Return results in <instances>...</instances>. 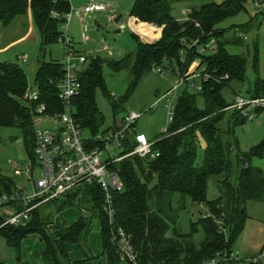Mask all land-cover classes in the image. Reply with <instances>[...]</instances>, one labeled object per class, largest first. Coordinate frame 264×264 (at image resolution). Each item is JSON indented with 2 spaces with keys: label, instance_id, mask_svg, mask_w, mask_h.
<instances>
[{
  "label": "trees",
  "instance_id": "obj_1",
  "mask_svg": "<svg viewBox=\"0 0 264 264\" xmlns=\"http://www.w3.org/2000/svg\"><path fill=\"white\" fill-rule=\"evenodd\" d=\"M245 2H205L189 8L185 19H178L172 14V0H134L130 14L163 26L161 36L153 41H143L133 32L137 41L134 50L110 60L88 55L85 66L78 70L80 91L73 100L74 116L83 128V140L89 149L102 146L99 136L119 128L117 119L112 126L104 127L106 117L97 103L98 88L108 98L115 118H121L127 111L122 116L119 114L126 99L148 73L157 71L161 65L176 63L177 77L182 76L181 84H186L177 100H173L174 116L167 131L153 138V150L157 154L140 156L133 153L110 164L124 184L121 189L111 188L112 218L104 208L105 192L101 184L97 181L85 183V196L93 200L100 211L106 264H129L120 258L118 244L113 240L118 227L126 231L141 264H192L217 253L230 254L245 226L246 202L251 198L264 199V169L251 162L253 156H264V138L248 151L240 148L235 126L248 118L238 111L225 109L232 99H227L223 93L231 82L247 79L248 56L228 49L227 41L221 38L225 29L218 24L246 9ZM71 6V0H0V22L8 24L18 16H31L40 31L42 49L45 50L48 44L64 43V23ZM135 28L148 38L159 34L155 25L145 22L135 23ZM213 37L215 41L207 45ZM242 37L240 35L235 40L242 42ZM201 45H206V49L201 50ZM253 60L256 77L249 94L244 95H264V77L258 72L256 45ZM105 64L115 71H129V84L122 96H116L108 88ZM191 68L196 69L198 75L189 77ZM63 76V61L39 60L35 84L40 91L39 101L46 103L51 115L64 109L58 93V83ZM29 83L27 72L20 63L0 58V126L20 127L24 137L29 139L31 159L36 161L33 113L29 102L24 99ZM190 85L199 87L203 106L197 102L198 93L189 90ZM228 111L232 118L229 127L224 128ZM261 111L264 110L258 109L256 115ZM136 133L134 128L126 131L125 151L134 147ZM200 139L206 143L202 163L197 162ZM211 175L219 176L217 187L220 192L209 199L207 191ZM17 188L20 187L14 178L0 168V195ZM176 194L206 203L209 208L207 214L192 222L191 232L178 227V215L173 206ZM76 197L77 192H70L64 197L52 198L34 207L26 224L2 226L1 238L15 248L16 254L14 259H3L0 264H33L21 256L22 240L33 232L43 237L46 243L43 254L49 264H80L81 261H71L67 242L86 237L89 226L84 218L70 224L59 238L49 230L55 214L74 205ZM199 228H202L203 236L197 241L194 234ZM238 263V260L229 259L220 264ZM246 264H264V260H247Z\"/></svg>",
  "mask_w": 264,
  "mask_h": 264
},
{
  "label": "rangeland",
  "instance_id": "obj_2",
  "mask_svg": "<svg viewBox=\"0 0 264 264\" xmlns=\"http://www.w3.org/2000/svg\"><path fill=\"white\" fill-rule=\"evenodd\" d=\"M209 1L221 2L223 0H172V14L178 19H185L189 11L188 8L198 7ZM126 2L127 0H125L123 4ZM245 4L246 9L234 16L222 20L218 24L219 27L225 29V33L221 38L227 41L228 49L233 53H244L248 56V77L245 81L235 80L230 83V86L224 88L223 93L227 99H230L232 96L233 91L231 88L243 94H249L253 85V80L256 77L253 66L255 52L254 44L256 43H258L256 46H258L260 56L258 72L260 76L264 77V37L262 36V29H260L262 19L260 15L258 18L254 17L256 10L255 0H246ZM113 8L114 4L112 6V9ZM107 13L108 12H96L90 15V17H86L85 20H81L76 14L72 16L69 22V28L71 32H74L75 44L78 50L74 46L73 39L71 45H73L78 53L87 54V57L88 55L91 57L99 55L104 60H110L112 58H121L127 54V52L136 48L137 42L136 38L133 36V29L131 26L127 25L126 28L117 31L120 26L108 20ZM127 16L128 15L124 13L123 19L125 22H127ZM251 21V27L249 28V23ZM159 27H161L160 35L153 38L149 37L147 41L156 40L161 36L163 26ZM237 28L245 33H251L250 39H245L243 36L242 42L236 41L235 39L240 36ZM83 32L88 36L87 41L82 40ZM136 34L142 40L146 38L145 35H141L138 32ZM70 36L72 37L71 34ZM253 38H255V42ZM64 48V43L59 41L46 45L45 50H43L40 31L31 16H18L8 24H0V58L20 63L27 72L30 84L35 83V73L39 60L45 58L48 60L59 59L63 61L66 53V48ZM19 55H25L26 61L20 60ZM78 65L82 68L85 66V62L79 63ZM161 67L165 73H160L156 70L148 73L140 81L133 94L126 99L119 112L122 116L125 110L135 109L143 111V114L136 121L133 128L139 132L145 133L149 138L156 137L164 131L167 125H169L165 93L172 86L174 80L178 78V66L176 63L171 65L167 62L165 66L161 65ZM104 74L107 86L111 92L116 96H122L129 84V71L127 69L115 71L105 64ZM185 86V83L179 86L174 96L175 101L178 95L184 90ZM189 90L198 93L197 102L200 106H203L204 100L199 93V87L190 85ZM96 98L99 107L106 117L104 127L112 126L115 120V113L101 88L97 89ZM228 113L229 111L227 114ZM227 117L228 116L224 118L223 125H225ZM42 122L52 123L51 120L46 118L43 119ZM235 135L238 137L240 148L245 151L250 150L256 143L264 138V113L258 115L254 119H249L244 123L236 125ZM28 142L29 139L24 137V132L20 127L0 126V168L4 173L14 178L18 187L25 189L32 188V181L28 179L25 173L20 175L16 174L15 169L19 167L25 170L26 167L28 165L31 166L33 162L28 147L30 143L28 144ZM204 153L205 148L203 144L200 143L197 156L198 163L203 162ZM36 162L35 178H38L41 174V168L38 160ZM251 162L264 169V156H253ZM218 178V175H211L209 177L207 191L209 199L219 195L220 190L217 187ZM72 192H77V201L74 205L77 207L80 205L84 206V203L79 202L80 199H78V196L81 193L85 196V185L81 189ZM173 206L178 215V227L184 232H191L192 222L209 212L206 203L194 201L189 196L182 197L178 194L173 197ZM246 212L247 216L244 229L234 245L235 250L239 251L240 255L244 258L239 261L238 264H246L247 260H252L254 256L259 255L264 247V199H249L246 202ZM202 236L203 230L199 228L195 232L194 237L199 241ZM85 244L87 245V242ZM85 244L83 241L81 242L80 247L78 246L80 250L86 247ZM15 254V248L9 246L1 239L0 261L3 259L12 260L15 258ZM261 259L264 260V258Z\"/></svg>",
  "mask_w": 264,
  "mask_h": 264
},
{
  "label": "built area",
  "instance_id": "obj_3",
  "mask_svg": "<svg viewBox=\"0 0 264 264\" xmlns=\"http://www.w3.org/2000/svg\"><path fill=\"white\" fill-rule=\"evenodd\" d=\"M255 14L260 15L264 24V0H255ZM104 2L90 1L80 6H71L66 14L64 23L66 48L64 62V76L59 81V97L64 104V109L53 115L47 112L45 102L39 101L40 91L36 84H28L24 92V99L29 102V108L34 119V151L36 161L38 160L41 174L35 178V162L27 166L25 170L16 168L15 173H25L32 181L31 189H14L0 195V228L6 224L24 225L30 217L31 211L37 205L52 198L64 197L68 193L81 189L85 183L97 181L105 192L104 208L109 217L113 216L111 188L121 189L124 184L116 169H111L110 164L119 159L137 153L140 156L156 155L153 150L155 139L149 138L143 132L136 133V143L130 150L125 151L124 139L126 131L132 129L143 111L130 109L120 118L119 128L111 129L99 136L102 146L87 148L84 143L83 128L74 116L73 100L80 91L78 78L79 63L87 60V54L78 53L71 45L72 37L69 34V22L74 14L83 16L89 12L107 9ZM55 15L59 13L54 12ZM239 35L246 37V33L238 31ZM264 36V25L262 29ZM87 35L83 33L85 40ZM213 37L207 45L213 43ZM206 45H201L205 50ZM19 59L26 61L25 55H19ZM189 69V77L198 75L196 69ZM157 71L164 73L161 67ZM184 78L179 76L174 80L172 86L166 91V105L168 107V121L174 116V96ZM227 110L238 111L241 115L252 119L256 116L258 109L264 110V95L234 94L230 103L225 107ZM51 120L52 123L42 122L43 119ZM168 125L164 128L167 131ZM37 163V162H36ZM0 235V241H1ZM118 244L120 258L129 264H141L138 253L130 241L123 227H118L113 236ZM264 258V247L259 255L252 260ZM244 258L235 249L230 253H217L216 255L192 264H220L222 261ZM251 260V259H250Z\"/></svg>",
  "mask_w": 264,
  "mask_h": 264
},
{
  "label": "crops",
  "instance_id": "obj_4",
  "mask_svg": "<svg viewBox=\"0 0 264 264\" xmlns=\"http://www.w3.org/2000/svg\"><path fill=\"white\" fill-rule=\"evenodd\" d=\"M90 1L104 2L108 5V7H107V9H104V10H96L93 12H89L83 16L77 15L81 20H85L86 17H90V15H92L96 12H108L107 13L108 20L115 23V25L120 26V28H118L117 31H121L123 28H126L127 25H130L131 28L133 29V32H135V33L138 32L141 35H144V34L142 32H139L135 28V23L145 22L147 24L155 25V23H149L146 21L139 20L135 16L130 14V9L132 7L134 0H127V2L125 4H123V2L125 0H73V1L71 0V4L73 6H80V5H83V4L90 2ZM113 4H114V8L112 9ZM124 13H126L128 15L127 16V18H128L127 22H125L123 19ZM254 17L258 18L259 15L255 14ZM138 21H142V22H138ZM250 25H249V28L251 27ZM263 25L264 24L262 22V24H260V29H263ZM155 26H156L157 30H159V34H158V36H159L161 33V27H159L158 25H155ZM69 32L73 37L74 46L78 50V48L75 44L76 40H75L74 32H71L70 28H69ZM83 33H85V32H83ZM246 35L247 36L244 38L249 40L251 33L249 34V32H247ZM262 36H263V34H262ZM145 37H146L145 39L147 40L148 37L147 36H145ZM82 40L87 41L88 36L84 40L83 34H82ZM150 41H152V40H150ZM253 41L255 42V38H253ZM257 44L258 43L254 44V46ZM107 49H109V48H107ZM259 61H260V56H259ZM232 91L233 92H232V96L230 99L233 98L235 93H241V92L236 91V90H232ZM263 113H264V111L258 112L254 118H256L260 114L262 115ZM227 116L228 117L226 118V123L224 125V128L229 127V120L232 118V113H228ZM254 118H252V119H254ZM115 119H117V122H118V119H120V117L118 116ZM135 131H137V130L135 129ZM137 132H139V131H137ZM200 143H202L203 146L205 147L206 143L203 139H200ZM86 198L87 197H85L84 194L81 193L78 196V199H80L79 202L84 203V206L80 205L79 207H77L76 205H71L69 207H65V208L61 209L57 214H55L54 221L49 225V230L51 231V233L55 237L59 238L61 235H63L67 231V227L70 224L77 221L80 217H83L84 220L86 221L87 225L89 226L88 233H87L85 238H82L77 242H67V249L69 252V257H70L71 261H73V262L81 261L80 264H106L104 261V258H103V243H102V235H101L100 211L95 206L93 200H89L88 198L87 199ZM82 241L84 242V244L87 242V245L85 244L86 247L84 249L82 248V250H80L79 247H80V244ZM45 247H46V243L43 240V237L41 236V234H39L37 232L30 233L28 236H26L22 240L21 256L24 260L29 261L33 264H49L48 259L43 254V250L45 249Z\"/></svg>",
  "mask_w": 264,
  "mask_h": 264
},
{
  "label": "water",
  "instance_id": "obj_5",
  "mask_svg": "<svg viewBox=\"0 0 264 264\" xmlns=\"http://www.w3.org/2000/svg\"><path fill=\"white\" fill-rule=\"evenodd\" d=\"M143 41H147V40L143 39ZM118 124L121 125V120L120 119H118Z\"/></svg>",
  "mask_w": 264,
  "mask_h": 264
}]
</instances>
